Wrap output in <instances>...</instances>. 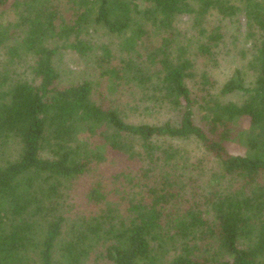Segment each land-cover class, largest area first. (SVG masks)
<instances>
[{
	"label": "trees",
	"instance_id": "1",
	"mask_svg": "<svg viewBox=\"0 0 264 264\" xmlns=\"http://www.w3.org/2000/svg\"><path fill=\"white\" fill-rule=\"evenodd\" d=\"M0 264H264V0H0Z\"/></svg>",
	"mask_w": 264,
	"mask_h": 264
},
{
	"label": "rangeland",
	"instance_id": "2",
	"mask_svg": "<svg viewBox=\"0 0 264 264\" xmlns=\"http://www.w3.org/2000/svg\"><path fill=\"white\" fill-rule=\"evenodd\" d=\"M240 24H241V32H242V44L244 45L245 44V34H246V18L244 17L243 14L240 15ZM232 65L231 64H227L225 65L224 67H222L224 69V71L221 73V76H223V78L226 76L227 73H229V70ZM73 68H75L74 66H72ZM242 95H235V96H232L230 97V99H233V100H240L242 99Z\"/></svg>",
	"mask_w": 264,
	"mask_h": 264
}]
</instances>
